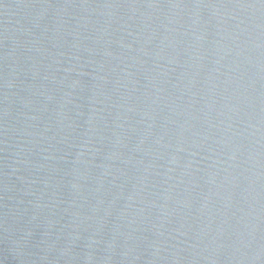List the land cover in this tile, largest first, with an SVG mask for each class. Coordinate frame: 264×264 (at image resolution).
Wrapping results in <instances>:
<instances>
[{
  "label": "water",
  "instance_id": "95a60500",
  "mask_svg": "<svg viewBox=\"0 0 264 264\" xmlns=\"http://www.w3.org/2000/svg\"><path fill=\"white\" fill-rule=\"evenodd\" d=\"M0 264H264V0H0Z\"/></svg>",
  "mask_w": 264,
  "mask_h": 264
}]
</instances>
